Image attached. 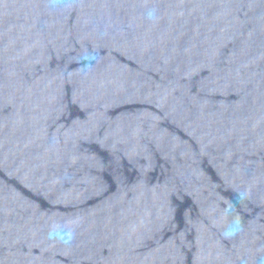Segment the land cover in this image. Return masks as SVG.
I'll list each match as a JSON object with an SVG mask.
<instances>
[{"label":"water","instance_id":"1","mask_svg":"<svg viewBox=\"0 0 264 264\" xmlns=\"http://www.w3.org/2000/svg\"><path fill=\"white\" fill-rule=\"evenodd\" d=\"M0 264H264V0H0Z\"/></svg>","mask_w":264,"mask_h":264},{"label":"clouds","instance_id":"2","mask_svg":"<svg viewBox=\"0 0 264 264\" xmlns=\"http://www.w3.org/2000/svg\"><path fill=\"white\" fill-rule=\"evenodd\" d=\"M51 235V234H50ZM58 235V234H57ZM61 239H63V237H61Z\"/></svg>","mask_w":264,"mask_h":264}]
</instances>
